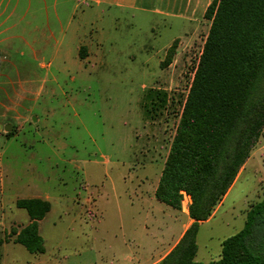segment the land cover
Returning <instances> with one entry per match:
<instances>
[{"label":"rangeland","instance_id":"rangeland-1","mask_svg":"<svg viewBox=\"0 0 264 264\" xmlns=\"http://www.w3.org/2000/svg\"><path fill=\"white\" fill-rule=\"evenodd\" d=\"M205 11L189 21L80 7L87 60L64 41L17 45L0 77V264H157L174 248L191 199L182 191L176 209L155 190L210 28ZM263 196L264 128L199 223L194 259L219 258ZM32 222L42 250L17 241Z\"/></svg>","mask_w":264,"mask_h":264},{"label":"trees","instance_id":"trees-1","mask_svg":"<svg viewBox=\"0 0 264 264\" xmlns=\"http://www.w3.org/2000/svg\"><path fill=\"white\" fill-rule=\"evenodd\" d=\"M204 16L210 28L155 190L176 209L186 192L193 221L157 264H264V196L247 210L243 227L221 241L219 258L194 259L199 223L227 193L264 128V0H212ZM17 241L42 250L35 222Z\"/></svg>","mask_w":264,"mask_h":264},{"label":"crops","instance_id":"crops-1","mask_svg":"<svg viewBox=\"0 0 264 264\" xmlns=\"http://www.w3.org/2000/svg\"><path fill=\"white\" fill-rule=\"evenodd\" d=\"M209 2L211 1L0 0V77L4 75V64L9 60L8 57L19 52L17 46L19 44H47L50 43V40H55V44L62 45L64 41V52L69 55L75 53L77 58H81L79 57V48L87 44L84 38L86 34L80 32V27L81 25L83 27L84 24L75 21V13L80 7L82 11L89 9L98 14L105 12L106 9L107 11L141 10L194 21L196 11L204 12ZM157 4L160 8L155 7ZM191 11L192 13H190ZM88 58L89 55L81 59L87 60ZM186 213L185 222L182 223L181 230L177 233L178 238L193 221L188 215V210Z\"/></svg>","mask_w":264,"mask_h":264},{"label":"water","instance_id":"water-1","mask_svg":"<svg viewBox=\"0 0 264 264\" xmlns=\"http://www.w3.org/2000/svg\"><path fill=\"white\" fill-rule=\"evenodd\" d=\"M10 129V126L9 125H6L5 126V130H9Z\"/></svg>","mask_w":264,"mask_h":264}]
</instances>
